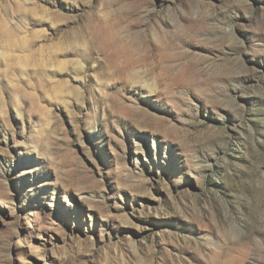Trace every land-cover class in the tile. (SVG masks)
Instances as JSON below:
<instances>
[{
	"label": "rangeland",
	"instance_id": "374dc122",
	"mask_svg": "<svg viewBox=\"0 0 264 264\" xmlns=\"http://www.w3.org/2000/svg\"><path fill=\"white\" fill-rule=\"evenodd\" d=\"M0 264H264V0H0Z\"/></svg>",
	"mask_w": 264,
	"mask_h": 264
}]
</instances>
